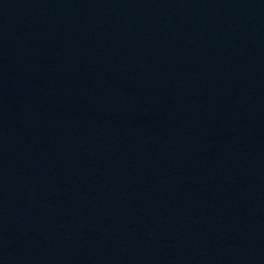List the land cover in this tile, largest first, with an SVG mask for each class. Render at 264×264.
Wrapping results in <instances>:
<instances>
[{"label": "water", "instance_id": "95a60500", "mask_svg": "<svg viewBox=\"0 0 264 264\" xmlns=\"http://www.w3.org/2000/svg\"><path fill=\"white\" fill-rule=\"evenodd\" d=\"M0 264H264V0H0Z\"/></svg>", "mask_w": 264, "mask_h": 264}]
</instances>
